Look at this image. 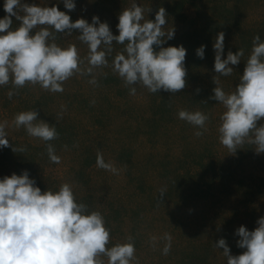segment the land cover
Here are the masks:
<instances>
[{
	"label": "rangeland",
	"instance_id": "rangeland-1",
	"mask_svg": "<svg viewBox=\"0 0 264 264\" xmlns=\"http://www.w3.org/2000/svg\"><path fill=\"white\" fill-rule=\"evenodd\" d=\"M133 2L144 8L149 20H155L160 7L166 10L164 30L172 28L174 36L162 46L186 49L185 88L152 93L139 83L126 85L112 69L114 56L124 48L115 42L107 67L93 75L74 74L63 83V92L38 84L0 86V123L7 121L9 140L8 147L0 146V179L27 171L41 191H58L61 184L70 183L78 203L103 215L109 247L132 238L133 264H227L218 240L225 239L230 254L239 255L245 249L238 247L237 229L252 231L264 217V153L247 142L235 152L222 145L218 128L225 109L213 98L214 78L225 92L240 83L253 38L264 40V0H74V10H68L64 0H21L57 6L73 22L83 18L92 23L97 16L114 35L119 34V15ZM4 3L0 0V18L6 15ZM12 20V27H18L20 21ZM220 32L222 59L229 51L244 50L241 61L229 65L230 76L214 69L213 45ZM78 35L77 30L57 33L56 43L75 44L85 59L88 46ZM201 45L202 59L197 56ZM159 47L154 45L157 51ZM93 76L95 85L89 83ZM132 87L135 95L130 94ZM181 109L208 115L205 128L181 120ZM28 110L54 126L57 138L46 142L30 136L23 126L17 128L15 116ZM261 124L264 119L257 121ZM197 131L203 134L197 136ZM48 143L61 158L59 163L50 161ZM13 147L24 151L14 152ZM97 152L116 173L97 167ZM165 234L171 236L167 255ZM103 259L107 264V257Z\"/></svg>",
	"mask_w": 264,
	"mask_h": 264
},
{
	"label": "clouds",
	"instance_id": "clouds-1",
	"mask_svg": "<svg viewBox=\"0 0 264 264\" xmlns=\"http://www.w3.org/2000/svg\"><path fill=\"white\" fill-rule=\"evenodd\" d=\"M68 10L75 9L74 0H64ZM6 15L0 18V86L11 84L23 88L27 84L39 85L50 92H63V83L74 74L93 75L94 70L108 66V56L113 53V43L124 45L112 60L113 72L126 85L142 84L150 92L164 90L176 93L186 86L187 71L184 66L186 49L181 46L163 47L166 39L174 36V30H164L166 10L160 7L155 20L145 18L143 7L133 2L119 15L118 35H114L106 22L93 16L92 23L80 18L74 22L57 6H38L21 3V0H5ZM150 11V9H148ZM12 17L20 21L13 28ZM98 25V26H97ZM33 30L34 34H33ZM79 32L78 39L88 46V54L82 59L75 44L61 46L56 43L57 33ZM154 45L160 46L159 50ZM214 69L218 75L230 76L233 68L244 56V50L228 52L222 59L224 33H218L213 45ZM197 56L204 57V46L197 49ZM86 60V66L85 65ZM96 84L93 79L89 81ZM214 99L224 106L218 128L220 142L231 152L249 143L257 153H264V40L253 38L252 49L246 60L240 83L234 91L225 92L214 78ZM199 91V90H198ZM136 94V88L130 89ZM13 95L8 93L9 98ZM35 110L22 111L14 118V125L23 126L27 133L43 141H52L58 133L54 126L38 120ZM181 120L205 128L209 119L202 111L178 112ZM7 121L0 123V146L8 147L5 131ZM203 133L197 131L195 135ZM14 152L23 148L13 147ZM50 161L59 163L51 143L47 144ZM97 167L117 172L97 152ZM160 195L165 190H160ZM258 226L249 231L245 226L237 229L238 247L245 249L239 255H231L226 240L221 238L216 246L223 249L227 264H264V217ZM155 241V237L152 238ZM163 253L171 248V236ZM110 230L99 211L87 209L78 203L70 183L60 185L58 191H41L27 171L13 173L0 179V264H133L135 246L131 237L125 242L109 247Z\"/></svg>",
	"mask_w": 264,
	"mask_h": 264
}]
</instances>
